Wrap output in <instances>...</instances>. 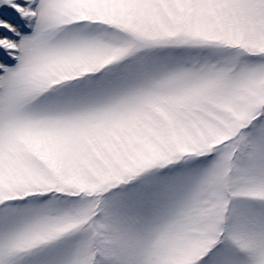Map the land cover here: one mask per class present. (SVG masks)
<instances>
[{"label": "snow or ice", "instance_id": "obj_1", "mask_svg": "<svg viewBox=\"0 0 264 264\" xmlns=\"http://www.w3.org/2000/svg\"><path fill=\"white\" fill-rule=\"evenodd\" d=\"M0 264H264V0H0Z\"/></svg>", "mask_w": 264, "mask_h": 264}]
</instances>
